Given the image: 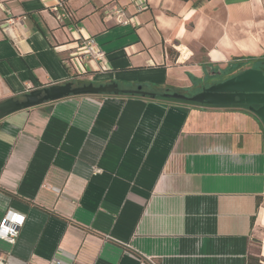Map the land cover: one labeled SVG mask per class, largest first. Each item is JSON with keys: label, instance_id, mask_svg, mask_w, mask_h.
I'll return each instance as SVG.
<instances>
[{"label": "crops", "instance_id": "obj_1", "mask_svg": "<svg viewBox=\"0 0 264 264\" xmlns=\"http://www.w3.org/2000/svg\"><path fill=\"white\" fill-rule=\"evenodd\" d=\"M81 34L106 69L73 70ZM248 58L264 61V0H147L144 11L132 0H0V103L67 82L143 92L70 96L0 121V222L25 216L14 245L0 240L4 264L264 259V125L244 106L165 96H194L209 71Z\"/></svg>", "mask_w": 264, "mask_h": 264}, {"label": "water", "instance_id": "obj_2", "mask_svg": "<svg viewBox=\"0 0 264 264\" xmlns=\"http://www.w3.org/2000/svg\"><path fill=\"white\" fill-rule=\"evenodd\" d=\"M143 94L141 87L136 92L121 91L117 84L95 86L90 83L75 86L72 82L39 88L25 94L21 99L10 98L0 103V121L22 110L31 109L47 102L58 101L70 96ZM167 98L184 100L210 106H247L264 125V72L248 69L240 75L219 85L203 89L200 93L187 97L179 93H167ZM259 105L256 109L254 106Z\"/></svg>", "mask_w": 264, "mask_h": 264}, {"label": "built area", "instance_id": "obj_3", "mask_svg": "<svg viewBox=\"0 0 264 264\" xmlns=\"http://www.w3.org/2000/svg\"><path fill=\"white\" fill-rule=\"evenodd\" d=\"M138 11H144L147 8V0H132ZM53 11L56 13L57 19L64 23L66 20L72 21V14L68 11L63 2H59ZM113 15L116 16V21L121 25H128L131 23L129 19L125 17L124 11L115 6L113 8ZM15 20L9 18L6 24L12 25ZM73 27L74 26H71ZM77 51L71 59V66L73 70L79 71L81 66L87 67L90 63L102 64L101 68L106 69V56L101 51L94 38L91 36H81L76 40ZM25 223V216L16 213L12 210L8 211L0 222V240L14 245L19 236L20 230ZM0 264H4V260L0 258Z\"/></svg>", "mask_w": 264, "mask_h": 264}, {"label": "trees", "instance_id": "obj_4", "mask_svg": "<svg viewBox=\"0 0 264 264\" xmlns=\"http://www.w3.org/2000/svg\"><path fill=\"white\" fill-rule=\"evenodd\" d=\"M182 1H189V0H182ZM71 21L66 20L64 22V24H70ZM243 66H248V67H254V68H262V70H264V61L262 60H254L251 58H248L246 60H235V62L231 63L228 65V67L225 69V72L228 74H232L234 72L239 71L240 69H242ZM89 84L88 82H77V84H75L76 86H83V85H87ZM196 104V103H193ZM247 107V106H244ZM263 258L262 257H256V256H250L248 259V264H258L260 262H262Z\"/></svg>", "mask_w": 264, "mask_h": 264}, {"label": "flooded vegetation", "instance_id": "obj_5", "mask_svg": "<svg viewBox=\"0 0 264 264\" xmlns=\"http://www.w3.org/2000/svg\"><path fill=\"white\" fill-rule=\"evenodd\" d=\"M248 69H258V70H262V68H254V67H249V68H244L242 71H237L234 72L232 74H228L225 72V70H221V69H212L211 71L208 72V81L207 83L202 87L203 89H208L210 87L219 85L229 79H232L238 75H240L241 73H243L244 71L248 70ZM256 109L260 108L259 105L254 106Z\"/></svg>", "mask_w": 264, "mask_h": 264}, {"label": "rangeland", "instance_id": "obj_6", "mask_svg": "<svg viewBox=\"0 0 264 264\" xmlns=\"http://www.w3.org/2000/svg\"><path fill=\"white\" fill-rule=\"evenodd\" d=\"M245 67H246V66H243L242 69H240L239 71H242ZM193 94H194V92H186V93L183 94V95H185V96H187V97H191V96H193ZM258 264H264V259L262 260V262H260V263H258Z\"/></svg>", "mask_w": 264, "mask_h": 264}, {"label": "clouds", "instance_id": "obj_7", "mask_svg": "<svg viewBox=\"0 0 264 264\" xmlns=\"http://www.w3.org/2000/svg\"><path fill=\"white\" fill-rule=\"evenodd\" d=\"M192 14H193V13H189L188 16H190V15H192ZM188 16H186L185 19H187ZM183 33H184V28H183V25H182L179 34H180V35H183Z\"/></svg>", "mask_w": 264, "mask_h": 264}]
</instances>
